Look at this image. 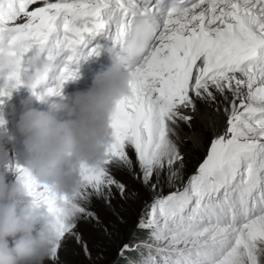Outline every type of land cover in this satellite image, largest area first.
I'll list each match as a JSON object with an SVG mask.
<instances>
[{
  "label": "snow or ice",
  "instance_id": "6c2138e0",
  "mask_svg": "<svg viewBox=\"0 0 264 264\" xmlns=\"http://www.w3.org/2000/svg\"><path fill=\"white\" fill-rule=\"evenodd\" d=\"M104 45L132 57L126 67L133 76L132 96L112 117L104 167L83 171V186L71 195L34 183L19 164L12 168L30 196L57 214L49 259L58 260L69 239L91 259L81 223L103 240L119 238L89 205L95 198L113 209L117 195L128 198L110 166L130 169L131 147L135 178L155 195L137 224L148 238L118 246L127 264H264V0H0V84L23 86L29 58L40 50L57 83L41 91V82L32 94L60 95L80 61ZM11 94L0 92V103ZM201 103L211 110L201 114ZM197 116L212 135L185 180L181 145L196 149L202 140L182 125L191 129ZM140 249L147 255H128Z\"/></svg>",
  "mask_w": 264,
  "mask_h": 264
},
{
  "label": "clouds",
  "instance_id": "9594fccd",
  "mask_svg": "<svg viewBox=\"0 0 264 264\" xmlns=\"http://www.w3.org/2000/svg\"><path fill=\"white\" fill-rule=\"evenodd\" d=\"M101 52L107 53L109 64L94 75L89 87L77 90L70 103L54 102L47 111L30 108L17 124L31 157L23 166L31 180L61 195L83 186V171L104 167L113 143L112 117L118 104L133 94V76L126 67L132 57L117 46L103 47ZM28 65L23 86L30 91L55 67L40 50L31 55ZM15 90L7 80L0 84V92ZM46 97L38 99L31 91L21 104L43 102ZM58 113L66 118H58ZM4 122L0 112V124ZM12 142L10 135L0 132V264H45L58 242L57 214L42 211L24 180L6 181L9 169L16 165L9 155Z\"/></svg>",
  "mask_w": 264,
  "mask_h": 264
},
{
  "label": "rangeland",
  "instance_id": "374dc122",
  "mask_svg": "<svg viewBox=\"0 0 264 264\" xmlns=\"http://www.w3.org/2000/svg\"><path fill=\"white\" fill-rule=\"evenodd\" d=\"M201 125L198 120L193 121L194 127ZM199 129V128H198ZM201 129V128H200ZM205 131L203 128L202 131ZM207 135L201 137L202 143L199 148L194 149L191 142L184 145L185 151L183 153L186 156V170L184 173V179H187V175L194 172L195 167L198 166L199 162L202 161L206 154L209 140L211 138V131H206ZM12 144L9 146V155L15 161L16 164H21L24 166L26 162L31 158L25 156L23 152L25 151L23 147V137H20V134H11ZM21 138V139H20ZM128 152L129 158L132 161L131 168L124 166L112 165L110 166V171L112 175L122 183L126 184L128 190V198L122 200L118 195L113 201V209H105L101 205V202L93 199L89 207L97 211L100 217L105 220H111L116 231L118 232V239L113 243L103 238L98 233H94L89 226L81 223L77 229L78 232L83 233L84 239L89 241V247L91 249V259L85 257L81 251L79 245L75 241L69 239L62 244L61 249L59 250L58 260L52 261L47 259L45 264H127V260L121 258L118 255V246H121L123 243H135L139 241H144L148 238V232L146 230H140L137 227L140 216L148 210V205L151 204L154 197V193L149 191L140 180L135 177L139 175L140 169L136 161V154L133 148L128 147L126 149ZM27 153V152H26ZM23 154V155H22ZM27 159V160H26ZM25 160V161H24ZM165 173L161 174L162 188L163 193L167 194L170 189L166 183H164ZM17 179L16 173L9 169L6 181L11 183L15 182ZM155 182V180L153 181ZM135 193V195H133ZM42 211L46 213V209L42 208ZM117 216L122 217L123 223H120L117 219ZM35 235V233H34ZM98 241H103L100 243L99 248L96 247ZM98 253L101 255V258H97ZM141 253L144 256L147 255L145 249H140L129 253L128 255L132 259H140Z\"/></svg>",
  "mask_w": 264,
  "mask_h": 264
},
{
  "label": "bare ground",
  "instance_id": "6f19581e",
  "mask_svg": "<svg viewBox=\"0 0 264 264\" xmlns=\"http://www.w3.org/2000/svg\"><path fill=\"white\" fill-rule=\"evenodd\" d=\"M73 94L74 93L67 94V93L61 92L60 95L47 96L43 102H36L34 104H31V105H25V104H21V100L29 97L31 94H23V93L13 92L10 97L2 98L3 103H0V112H2L4 114V121H5L3 125H0V132H4L7 134L11 133L13 135L19 134L18 129H17V124L19 122L20 116L25 111H27L33 107L38 109V110L47 111L49 106L52 103L59 102V101H64V102L70 103L71 99L73 97ZM199 110H200V113L203 114L207 111H210L211 109H209L207 105L201 103L199 105ZM57 116H58V118H61V119L66 118V114H64V113H58ZM195 120H198L201 125H199L198 127L192 126L191 129H188L187 127H184L182 125L183 132L188 133L189 135H191L192 133H195L200 138L202 136L205 137L207 135V133H206L207 130L202 131L203 128L205 129V123L202 121L200 116H197L196 119H194V121ZM20 137H22V136L20 135ZM184 145L185 144L181 145L182 152L185 151V148H186V147L184 148ZM23 154L26 156L28 153H26V150H25L23 152ZM27 156H29V155H27Z\"/></svg>",
  "mask_w": 264,
  "mask_h": 264
}]
</instances>
